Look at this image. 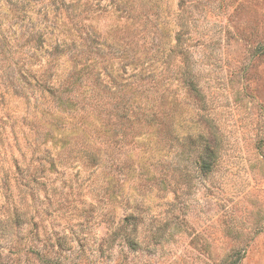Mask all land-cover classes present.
<instances>
[{"label":"rangeland","instance_id":"obj_1","mask_svg":"<svg viewBox=\"0 0 264 264\" xmlns=\"http://www.w3.org/2000/svg\"><path fill=\"white\" fill-rule=\"evenodd\" d=\"M15 2L23 8L17 23L13 5L0 0L15 62L33 52L25 68L34 74L52 62L61 80L73 62L69 54L53 60V45L66 40L73 49L92 34L103 83L129 84L130 92L140 74L154 75L160 89L170 85L173 135L207 133L218 153L204 175L173 141L165 189L143 194L127 180L124 193L131 203L144 200L141 207L109 203L76 168L41 171L43 145L30 123H44L45 107L13 92L2 98L0 86V264H264V0ZM31 30L45 39L39 49L19 44ZM136 140L127 153L134 172L150 160L157 136ZM122 227L136 234L133 248Z\"/></svg>","mask_w":264,"mask_h":264},{"label":"trees","instance_id":"obj_2","mask_svg":"<svg viewBox=\"0 0 264 264\" xmlns=\"http://www.w3.org/2000/svg\"><path fill=\"white\" fill-rule=\"evenodd\" d=\"M7 2L13 5L10 8L16 15L14 19L17 23L23 17L17 11L23 8L14 6L17 4L15 0ZM186 3L187 0H181L180 5L184 6ZM4 17L7 16L0 15V86H4L1 97L5 98L13 92L24 97L29 104L34 97V107L37 104L44 105L43 119L41 118L44 123L40 122L38 125L37 120L30 123L36 140L43 145L42 154L37 157L41 161L42 172L57 170L64 173L68 168H76V173L84 172V180L90 186L103 190L109 203L125 200L126 205L134 209L141 207L144 200L135 198L131 203L129 194L123 191V184L131 180L134 184L133 190L141 193H151L160 186L165 189L168 186L169 166L165 158L169 156L173 141L179 146L177 153L193 155L194 163L201 174L206 175L213 171L218 153L214 136L203 132L189 133L184 140H180L173 135L167 106L170 85L160 89L163 84L160 79H154L152 74H140L130 84V92L124 90L129 84L120 85L122 87L113 90L103 83L100 73L94 72L98 61L92 56V34L81 36L84 44L78 47L74 44L73 49L64 47L66 40L53 45L49 52L53 55V60L61 54H69L73 62L65 78L56 79L57 72L52 62L33 74L29 68H25L27 56H32L33 52L22 53L19 60L14 61L13 51L16 50H13L7 39L8 35L1 28ZM181 34L182 31L178 33V39ZM20 38L23 40L19 43L21 46L25 42H33L35 49H39L45 42L40 32L24 33ZM79 61L82 63L78 68ZM188 86L198 92L193 80ZM154 132L157 136L156 145L148 147L152 156L134 172L133 160L127 157V153L134 148L138 136L151 137ZM187 141L193 144L190 145ZM166 147V153L159 155ZM33 148L35 151L36 147ZM154 152L158 156L153 155ZM130 217L138 221L135 214L128 215L127 219ZM138 225L135 224V230ZM123 228H119L118 233L123 234L125 242L133 248L138 242L136 234ZM238 260L231 258L220 264H237Z\"/></svg>","mask_w":264,"mask_h":264}]
</instances>
